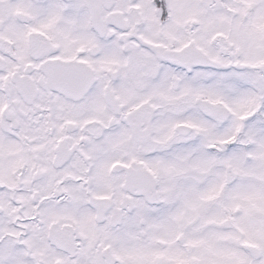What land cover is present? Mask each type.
I'll use <instances>...</instances> for the list:
<instances>
[{"label": "snow or ice", "instance_id": "1", "mask_svg": "<svg viewBox=\"0 0 264 264\" xmlns=\"http://www.w3.org/2000/svg\"><path fill=\"white\" fill-rule=\"evenodd\" d=\"M0 264H264V0H0Z\"/></svg>", "mask_w": 264, "mask_h": 264}]
</instances>
